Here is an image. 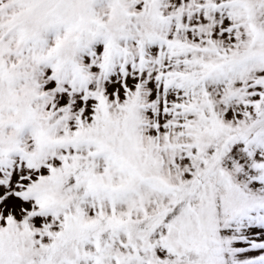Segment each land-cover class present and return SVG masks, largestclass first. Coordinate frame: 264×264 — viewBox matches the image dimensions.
I'll list each match as a JSON object with an SVG mask.
<instances>
[{
	"label": "snow or ice",
	"instance_id": "1",
	"mask_svg": "<svg viewBox=\"0 0 264 264\" xmlns=\"http://www.w3.org/2000/svg\"><path fill=\"white\" fill-rule=\"evenodd\" d=\"M0 264H264V0H0Z\"/></svg>",
	"mask_w": 264,
	"mask_h": 264
}]
</instances>
